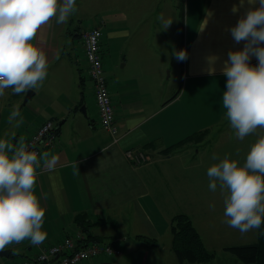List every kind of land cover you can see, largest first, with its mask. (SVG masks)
<instances>
[{"label":"crops","instance_id":"crops-1","mask_svg":"<svg viewBox=\"0 0 264 264\" xmlns=\"http://www.w3.org/2000/svg\"><path fill=\"white\" fill-rule=\"evenodd\" d=\"M168 2V12L178 18L179 35L175 40L173 21L163 17L164 32L174 40L160 50L150 47L151 38L156 41L157 31H161L158 21L150 22L146 17L126 16L119 23L116 19L107 23L100 19L85 28L72 16L64 24H57L53 18L39 29L33 43L47 55L46 84L42 92L33 91L26 101V93L14 95L11 89L0 98V138L7 133L15 144L21 135L27 140L45 120L55 124V141L42 151L55 162L51 167L42 162L35 185V193L46 209L43 229L47 238L39 246L27 240L12 245L7 249L8 256H0V264H20L37 248L59 243L66 236L81 237L82 246L113 243L122 249L119 257L100 256L81 264L210 263L212 260L181 262L176 257L170 219L177 213L190 217L209 251L215 253L219 248L221 257L236 264L238 260L226 247L252 241V231L242 235L223 222L224 193L218 188L210 191L207 169L226 154L242 165L251 144L261 134L258 130L244 140L235 136L222 107L227 77L221 71L229 51L242 50L245 43H236L230 29L249 7H258V2L249 5L245 0L243 7H239L240 0ZM233 5L239 7L238 12H232ZM168 21L171 24L165 29ZM99 23L101 30L108 26L107 42L100 40L104 72L111 70L108 67L112 61L106 62L105 50L113 40L120 41L124 67L129 59L132 62L131 76L116 78L110 87L107 84L114 111V136L99 122L92 82L81 74L76 59L79 53L83 72L87 70L81 33ZM76 41L78 53L74 52ZM103 45L107 48L102 49ZM180 50L187 52V59L181 61L180 87L173 91L163 75L167 67L172 68L174 52ZM209 56L218 59L210 65ZM250 62L258 63L255 56ZM210 67L215 68L212 75ZM71 78L75 91L63 94L61 87L69 86ZM85 80L90 84L88 95L84 93ZM15 106L24 119L18 129L7 122ZM127 148L142 150L145 162L134 165L128 161L124 155ZM179 205L183 209L176 208ZM216 208L221 211L216 213ZM163 240H169L175 257L163 247L159 249L158 245L166 242Z\"/></svg>","mask_w":264,"mask_h":264},{"label":"clouds","instance_id":"clouds-1","mask_svg":"<svg viewBox=\"0 0 264 264\" xmlns=\"http://www.w3.org/2000/svg\"><path fill=\"white\" fill-rule=\"evenodd\" d=\"M257 2L258 7H249L230 29L236 43H245L242 50L229 51L221 69L227 77L222 107L238 139L244 140L258 130L261 134L251 144L242 165L226 154L207 169L210 191L219 188L224 193L223 222L242 235L253 230L264 235V0H247L249 5ZM244 3L240 0L239 7ZM239 7L233 5L232 12H238ZM77 10L76 0H0V98L8 89L14 95L39 91L49 64L45 51L33 40L53 18L57 24L67 23ZM170 24L168 21L165 29ZM175 55L178 60L187 59L185 50ZM253 56L256 65L250 62ZM207 59L212 65L218 57ZM208 71L212 75L215 68ZM7 122L15 129L24 123L18 106ZM7 136L5 133L0 138V252L25 240L32 246L46 240V209L35 193V185L42 162L49 167L55 162L47 152L29 150L23 135L15 144ZM212 159H217L215 154Z\"/></svg>","mask_w":264,"mask_h":264},{"label":"built area","instance_id":"built-area-1","mask_svg":"<svg viewBox=\"0 0 264 264\" xmlns=\"http://www.w3.org/2000/svg\"><path fill=\"white\" fill-rule=\"evenodd\" d=\"M102 23L91 26L81 33L87 77L92 82L95 105L100 124L112 136L116 134L114 126V111L104 75L102 57L100 54V39ZM117 139H114L115 142ZM55 141V124L48 119L43 121L36 131L26 140L29 150L42 153L45 147ZM124 155L134 165L145 162L146 156L142 150L127 148ZM81 237L66 236L59 243L37 248V251L25 258L20 264H81L84 261L100 256L116 258L122 255V249L112 243H88L80 245Z\"/></svg>","mask_w":264,"mask_h":264},{"label":"rangeland","instance_id":"rangeland-1","mask_svg":"<svg viewBox=\"0 0 264 264\" xmlns=\"http://www.w3.org/2000/svg\"><path fill=\"white\" fill-rule=\"evenodd\" d=\"M169 0H76V7H77V12L72 16L74 18V20H76V23L78 22V20H80V27H88L90 24H95L97 22H99V20L103 19L106 23L109 21H113L116 19V21L119 23L120 21H122L121 18L124 17H132V19L136 18L137 19L143 17V18H149L150 22H152L154 19L156 21H158V28H160L161 31H157V34L159 35V37L157 36V40L154 41L152 38L150 40V46L151 48L154 47L157 50L162 49L163 47H169V44L172 42V40H174L170 34H165L164 32V28H163V17L166 16V19H171L173 21V33H174V38L175 40L178 39V35H179V25H178V18H176V16H171V12H168V5H169ZM181 8V7H180ZM161 11L162 14H160L159 12ZM162 17V18H161ZM171 17V18H169ZM173 18V19H172ZM162 19V20H161ZM160 22V23H159ZM153 26V25H152ZM105 27L108 28V26L106 25ZM105 27L103 28L102 26V37L105 40V42H107V32L105 29ZM117 28H122L121 25H117ZM162 27V28H161ZM152 29V28H151ZM153 29L150 31L152 32ZM172 38V39H171ZM100 39V40H101ZM108 43H110V40L108 41ZM106 43V44H108ZM112 45L108 47V51L110 52V54H108V51L105 50V53H107L106 55V62L109 63L108 61L111 59L112 63L109 65V69L110 73H108L107 71L104 72V75L106 77L107 80V84L108 87H110L111 84H113V82L116 80V78H125L128 76H131V59H129L127 66L124 67V60L123 57H121L119 55V50H120V46L118 45L120 43V41L118 40H113L111 41ZM75 44H77L74 48V52L78 53L80 48L78 46V42L76 41ZM82 48H83V44H82ZM104 45L102 46V49H104ZM107 48V45H106ZM105 48V49H106ZM175 53H177V51L174 52V57H173V64L172 68H166L164 71V75L163 78H165V80H167L168 83H170L172 85L173 91H175L177 88L179 89L181 84V60H178L176 58ZM165 58L169 59V56L165 55ZM76 59L78 61V63H80V66L82 67L81 71H82V75L86 77L87 75V70H85L83 72V63L80 62V56L79 53L78 55H76ZM170 65V67H171ZM78 65H73L72 67H76ZM113 69V70H112ZM104 70V68H103ZM79 76V75H78ZM46 83L44 82L43 85H45ZM62 85L61 87V91L63 92V94H67L68 91H70L71 93L75 91V84L73 83L72 78L69 80V86H67L66 88H63ZM90 84L89 81L85 80V85H84V93L86 95H88L90 93V88H89ZM43 87V86H42ZM42 87L39 89L38 94L40 92H42ZM81 90H83V88H81ZM34 99L32 101L35 100ZM94 100V104H95V99ZM33 102H30V104ZM27 104V105H30ZM219 189V188H218ZM220 190V189H219ZM176 208H182V205L176 206ZM216 213L220 212L221 210L216 208V210H214ZM257 235H258V231L257 230H253L252 231V241L257 239ZM250 238V237H249ZM166 241L165 243L158 245L159 249H161V247H163L162 249H164L165 251H167L168 254L173 255L172 257H175L173 252L171 251V247H170V242L169 240H163ZM125 248V250L127 249L126 246L123 247ZM215 257L212 259V261L208 264H236L232 261H228L225 258H223V256L221 257L220 255V249H215ZM232 255V254H230ZM234 256V255H232ZM220 257V258H219ZM237 259V258H236ZM215 260V261H213ZM220 260V262H219ZM238 260V259H237ZM151 263L153 264V261H151ZM172 264V263H171ZM237 264H247V263H243L240 260L237 261Z\"/></svg>","mask_w":264,"mask_h":264},{"label":"trees","instance_id":"trees-1","mask_svg":"<svg viewBox=\"0 0 264 264\" xmlns=\"http://www.w3.org/2000/svg\"><path fill=\"white\" fill-rule=\"evenodd\" d=\"M188 138L186 137L184 140ZM170 232L172 248L179 261L206 263L215 257V253L209 251L203 244L188 215L177 213L172 216ZM226 250L243 263L264 264V235L258 231L256 240L246 244L228 246Z\"/></svg>","mask_w":264,"mask_h":264},{"label":"water","instance_id":"water-1","mask_svg":"<svg viewBox=\"0 0 264 264\" xmlns=\"http://www.w3.org/2000/svg\"><path fill=\"white\" fill-rule=\"evenodd\" d=\"M33 95V91L29 90L25 97H24V101L28 100L31 96ZM82 111H84V106H81L80 108ZM9 252L7 250L0 252V256H8Z\"/></svg>","mask_w":264,"mask_h":264},{"label":"bare ground","instance_id":"bare-ground-1","mask_svg":"<svg viewBox=\"0 0 264 264\" xmlns=\"http://www.w3.org/2000/svg\"><path fill=\"white\" fill-rule=\"evenodd\" d=\"M113 244V243H112Z\"/></svg>","mask_w":264,"mask_h":264}]
</instances>
